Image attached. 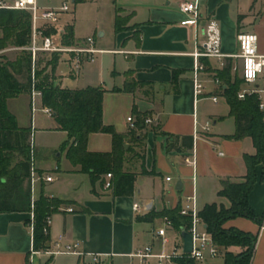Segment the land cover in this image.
I'll list each match as a JSON object with an SVG mask.
<instances>
[{
  "label": "crops",
  "instance_id": "1",
  "mask_svg": "<svg viewBox=\"0 0 264 264\" xmlns=\"http://www.w3.org/2000/svg\"><path fill=\"white\" fill-rule=\"evenodd\" d=\"M88 1L98 4L103 0ZM109 1L117 5L114 32L118 15L129 21L127 30L116 33L114 48L100 49L108 50L103 54L115 57L112 85L100 86L105 90L103 121L106 126L114 127L116 132L127 137L124 172L137 175L135 192L132 196L116 197L102 181L93 186L90 176L69 161L67 149L62 148L58 153L35 145L38 169L42 175L50 173L52 180L32 184V204L43 192L61 206L51 215L46 247L40 250L34 246L32 212H0V264H136L130 255L153 242V233L163 224L162 218L148 221V217L181 207L192 195L196 196L198 207L203 204L199 207L200 211L208 204L229 206L230 202L218 195L222 189L221 182H241L246 175L244 155L254 154L255 148L248 138L239 141L227 138L236 133V121L233 117L234 132L224 131L231 115L220 86L215 83L217 79L222 83L216 76L215 71H220L216 60H205L209 64L208 72L202 76L205 94L200 100L195 99L192 57L196 49L195 30L181 24L186 16L180 6L188 0ZM262 1L204 0L201 24L204 25L210 18L219 22L222 52L225 55L238 54L237 35L241 32L256 33L259 53L264 54ZM0 2L4 3V0ZM68 25L74 30V43L69 46L82 45L88 37L77 36L76 25ZM105 34L101 32L100 36L105 37ZM18 48L10 47L9 50L17 51ZM6 51L8 48L0 51V54ZM117 57L123 61L119 62ZM229 61L234 63L236 60ZM61 65L70 67L68 55L62 56L54 71L56 84L60 88L81 90L99 87L88 85L71 89L65 86L66 78L59 71ZM70 77L80 80V75L71 73ZM21 96L31 98V92L8 100V109L16 118L13 101ZM212 97H217L218 102L214 103ZM220 101L226 103L225 108H219ZM31 112V128L20 125L18 118L17 121L20 128L30 129L32 134L34 126L37 130L32 106ZM137 113L157 119L155 125H146L139 131L140 142H135L131 137L127 121L129 117L137 120ZM51 118L52 126L44 130L67 135L58 130L54 117ZM208 122L211 128L206 133L203 128ZM191 138L192 148L188 147ZM112 148L110 134L94 133L89 136L90 152L106 153L111 152ZM220 153L224 155L220 156ZM139 155L144 159L140 160ZM62 156L67 161L64 171L59 164L49 169L47 165L50 161ZM187 161L194 162V165ZM143 167L150 174H142ZM257 172L260 176L263 173L261 165L257 167ZM167 178H171V181H167ZM179 182H182L180 189L177 188ZM55 184L59 185L58 188L52 189ZM62 184L65 188H61ZM27 185L28 182L25 188ZM135 204L140 206V212L134 211ZM249 204L255 212L258 206L264 208V188L259 186V181L250 194ZM238 220L248 224L242 226ZM225 227H236L258 235L252 264H264V231L261 232L257 224L237 218L226 223ZM60 238L65 243L79 244L82 255L45 254V250L55 249L54 243ZM230 250L236 253L242 251L240 248Z\"/></svg>",
  "mask_w": 264,
  "mask_h": 264
},
{
  "label": "trees",
  "instance_id": "2",
  "mask_svg": "<svg viewBox=\"0 0 264 264\" xmlns=\"http://www.w3.org/2000/svg\"><path fill=\"white\" fill-rule=\"evenodd\" d=\"M87 0H74L83 3ZM129 19L116 17L115 31L120 33L127 30ZM31 15L20 9L0 7V51L9 46L24 47L31 39ZM64 45L74 43V30L68 26L62 36ZM51 63L52 72L39 82L41 73H37V89L42 93V105L53 111V117L59 131L68 135V141L63 144L67 149V157L74 166H79L82 173L90 176L92 185L102 181L107 174H112V191L116 197L132 196L135 192L137 175L124 172L126 161V136L116 132L112 126H106L103 121V98L105 90L101 87H87L81 90L62 89L56 84L54 71L58 65L59 56L54 55ZM208 62H206L207 64ZM209 65V64H207ZM233 63L217 72L221 79L220 90L230 107V115L236 121V133L227 137L231 140L248 138L255 148L254 154H245L246 175L241 182L223 180L222 189L218 195L230 202V207L224 205L208 204L200 211V217L212 235L214 242L222 251L223 264H252L258 243V235L245 232L236 227L226 228L225 225L237 218L248 219L258 226L264 224V215H258L249 204L250 194L256 183L264 180V124L263 114L259 110V101L256 96L240 101L237 98L242 88V80L232 77ZM28 73V86L24 88L15 78L17 75ZM32 60L30 54L23 56L15 63L0 61V212H24L34 214V246L36 250L45 249L47 235L44 233L46 220L58 211L61 204L56 200L47 198L41 192L39 199L32 204L31 191V131L20 128L15 115L8 109V100L16 98L22 92H31ZM234 79V81H232ZM144 114L137 113L136 128L130 130L135 142H140L139 131L145 125ZM106 133L112 136L111 152H90L88 139L91 134ZM193 147V138L191 144ZM18 154L17 158H12ZM139 159L144 157L139 155ZM16 160V162H15ZM262 166L263 173L258 175L257 167ZM142 174H150L143 167ZM28 182L27 189H24ZM43 183V182H42ZM43 187V185H42ZM34 206V208H33ZM181 207L173 210H164L152 214L147 218L154 221L159 218H169L176 232L188 231L190 219L180 215ZM231 248H240L241 252H232ZM181 264H197L192 260H183Z\"/></svg>",
  "mask_w": 264,
  "mask_h": 264
},
{
  "label": "built area",
  "instance_id": "3",
  "mask_svg": "<svg viewBox=\"0 0 264 264\" xmlns=\"http://www.w3.org/2000/svg\"><path fill=\"white\" fill-rule=\"evenodd\" d=\"M204 0H188L181 4V12L186 16L182 21L183 26H191L195 30L196 49L192 54L194 59L193 84L196 101L200 100L205 94L203 74L208 72L209 66L205 60H216L219 63L218 69L223 70L227 66L228 59L236 60L233 65L232 73L238 74L242 80V88L237 94L240 101L249 97L256 96L259 101V110L263 114L264 124V54L259 53L258 36L253 32H241L237 35L239 52L229 56L222 52V31L219 22L215 18L208 19L202 25V6ZM0 7L20 9L31 15V39L29 44L23 48L32 60V86H31V106L32 111H42L52 117L53 112L49 108L39 109L38 102L42 101V93L37 89L35 83V69L37 55L40 53L66 54L69 56V65L74 75H78L85 63H95L96 56L106 51L96 48L95 40L88 37L82 45L67 46L63 44L62 36L65 29L60 27L64 13L71 11L70 5L66 2L61 7H41L38 0H15L12 5L0 2ZM50 31V33H48ZM239 65V67H238ZM221 87L219 79L215 81ZM214 103L218 102L217 97L211 98ZM130 129L136 128V120L133 117L127 119ZM157 119L147 117L145 125L153 126ZM211 123L208 122L203 130L209 132ZM223 156L224 153H220ZM194 165V162L187 161ZM105 188L112 187V174L106 175ZM51 176H36L35 166L32 167L31 182H51ZM171 181V178H167ZM34 208V206H33ZM134 211L140 212V206L135 204ZM72 211V210H70ZM180 215L190 219L188 233L192 238V252L184 251V243L181 234L173 228L169 218H163V224L156 228L153 233V242L136 250L130 257L136 260V264H181L183 260H192L197 263L216 259L222 255V251L214 242L212 235L207 231V227L200 217V209L197 205L195 195L189 196L186 203L181 206ZM34 219V217H33ZM34 221V220H33ZM52 224L51 217L46 220L44 233L49 234ZM264 231V224L261 226ZM174 233H177L175 235ZM179 237V240H178ZM54 250H45L48 255H82L79 244L65 243L60 238L54 243Z\"/></svg>",
  "mask_w": 264,
  "mask_h": 264
},
{
  "label": "rangeland",
  "instance_id": "4",
  "mask_svg": "<svg viewBox=\"0 0 264 264\" xmlns=\"http://www.w3.org/2000/svg\"><path fill=\"white\" fill-rule=\"evenodd\" d=\"M14 1L15 0H4V3L7 5H12ZM38 2L41 7H61L63 3L66 2L68 5H70L71 11L63 14L62 22L60 23L61 28L66 30L67 27L69 26L68 24L73 23L76 25L77 36L86 37V38L92 37L95 40L96 48L109 49L115 47L116 33L114 32V17H115V11L117 5L113 1L103 0L98 4L89 1L84 3H75L74 0H38ZM260 8L262 9V11H264V0L260 3ZM101 32L106 33L105 37L100 36ZM48 33H50V31H48ZM2 37L3 34L2 32H0V38ZM10 47L18 48L15 46L7 47L8 51H6L3 54H0L1 62L5 63L9 61L15 63L23 56L24 52H27L26 50L23 49L26 46L22 48H18L17 51L9 50ZM54 55L59 56V60H58L59 63L62 59L63 54L40 53L37 55L36 69H35L36 85L38 83L37 73H41V76L39 77V82L42 81V79L47 74L51 73L52 71L51 63L55 58ZM114 58L115 57L110 54L97 55L95 63L93 64L85 63L82 66L80 72L77 75V76L80 75L79 81L70 77V74L72 73L71 67H67L66 65H61L59 71H61V75H63L66 78L64 85L71 89L88 86V85H95L100 87L103 84L110 87L112 85V69L114 67V61H115ZM117 60L119 62L123 61L121 57H117ZM236 64L237 62L235 61L233 65ZM236 76H238V74L232 73V77L234 79ZM15 78L17 79L20 85L24 86V88L28 86L29 82H28L27 71H24V74L22 76L17 75ZM32 79H33V74L31 75V81ZM234 79H232V81H234ZM24 93L26 92H22L20 93V95ZM225 104H226L225 102L220 101L219 108H225L224 107L226 106ZM13 107H14L13 110L17 115L19 124L31 128L32 120H33V114L31 112V98L21 96L16 101H13ZM38 107L39 109L43 108L41 102H38ZM229 117L230 119L227 120V123L225 124V128H224V131L227 133L234 132L235 130L234 119L232 116ZM34 122L36 124L37 130H35V126H34L32 136L30 139L31 165L32 167L35 166L36 176H43L42 172L39 171L38 169V160H37L35 145L38 147L43 146L45 148L55 150L59 153L62 150L63 144L66 141H68L69 138L68 135L57 131L44 130L46 127L52 126V118L44 114L41 110L34 113ZM14 157L18 159V154H13L12 158ZM56 164L57 166L59 164L61 170L64 171L65 166H67L66 157L62 156V158H59L58 160L56 158H53L52 161H50V163L47 166H49V169H54L56 167ZM46 175H50V173H45V176ZM261 185L262 188H264V180L263 181L259 180V186ZM58 186H59L58 184H55L52 187V189H56L58 188ZM27 187L28 185L26 186V188L24 187V189H27ZM31 188H32V183H31ZM61 188H65V185L62 184ZM217 200L218 199L216 198L215 201L217 202ZM202 205L203 204H199V207H202ZM225 207L229 208L230 205ZM256 213L258 215H264V208H262V206H258V208L256 209ZM237 222L242 226L248 224V223H244L245 222L244 220H238ZM259 227L261 229V226ZM223 262H224L223 256H220L216 259L209 260L206 262H200L197 264H223Z\"/></svg>",
  "mask_w": 264,
  "mask_h": 264
},
{
  "label": "water",
  "instance_id": "5",
  "mask_svg": "<svg viewBox=\"0 0 264 264\" xmlns=\"http://www.w3.org/2000/svg\"><path fill=\"white\" fill-rule=\"evenodd\" d=\"M182 187V182L178 183V189H180ZM181 237L184 243V251L186 253H191L192 252V238L190 236V234L186 231V230H182L181 232Z\"/></svg>",
  "mask_w": 264,
  "mask_h": 264
}]
</instances>
